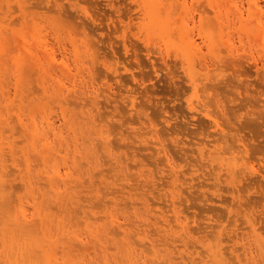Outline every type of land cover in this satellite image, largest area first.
I'll return each mask as SVG.
<instances>
[{"label": "rangeland", "instance_id": "1", "mask_svg": "<svg viewBox=\"0 0 264 264\" xmlns=\"http://www.w3.org/2000/svg\"><path fill=\"white\" fill-rule=\"evenodd\" d=\"M251 1L0 0V264H264Z\"/></svg>", "mask_w": 264, "mask_h": 264}, {"label": "bare ground", "instance_id": "2", "mask_svg": "<svg viewBox=\"0 0 264 264\" xmlns=\"http://www.w3.org/2000/svg\"><path fill=\"white\" fill-rule=\"evenodd\" d=\"M115 1V0H114ZM158 1V0H157ZM253 1V2H252ZM251 2H252V4L249 6L250 8H249V11H251L252 9H254V11L256 12V13H254L253 11V14L254 15H256V16H258L257 15V13L259 12L260 14H261V17H260V19L257 17V19H258V21H257V23H256V21H255V26L257 27V31L259 30V31H261V33L259 32V33H257V35L255 34L254 36H258V37H260V39L262 40H259L260 42L258 43L257 41V39H258V37H257V44H259V45H261V46H263V49L262 48H258L259 50L260 49H262L263 51V56H261V57H264V11L262 10V8H259L260 7V3H259V1L258 0H252ZM56 2V1H55ZM107 2V1H106ZM110 4V3H109ZM135 5V4H134ZM144 5H145V3H144ZM114 6V5H113ZM255 7V8H254ZM143 8H145V6L143 7ZM257 8V9H256ZM133 9H134V7H133ZM185 10H186V12H188L189 14H190V11H189V9L187 8V7H185ZM173 11V10H172ZM201 13V12H200ZM95 14V13H94ZM188 14V15H189ZM205 14V13H204ZM259 14V15H260ZM198 15V14H197ZM203 15V14H202ZM93 16V15H92ZM199 16V15H198ZM256 16H255V19H256ZM131 17V16H130ZM134 17V16H133ZM136 18V17H135ZM175 18V17H174ZM179 18V17H178ZM242 18H243V14L241 13L240 14V16H239V20H242ZM125 19V18H124ZM127 19H129V18H127ZM137 19V18H136ZM126 20V19H125ZM130 20H132V19H130ZM192 20V22H190ZM191 20L190 21H187L185 24H184V30H182V31H184L183 33H185V37H186V41H187V46L186 47H188L189 49H191V50H195V47L196 48H198V44H197V41L195 40V37L193 36L194 35V33L196 34V32L198 31L199 32V35L201 36V29H202V25L204 24L205 25V22L203 23V18L200 16V19H199V21H198V23H199V25L197 24V22H196V19H195V16H193L192 18H191ZM204 20H206V19H204ZM174 21H176V19H174ZM131 23V22H130ZM132 24V23H131ZM130 24V25H131ZM175 24V23H174ZM258 24V25H257ZM170 25V24H169ZM177 25V24H176ZM193 25V26H192ZM204 25H203V27H204ZM115 26V25H114ZM127 26V25H126ZM125 26V27H126ZM133 26V25H132ZM178 27H176V29H177ZM182 28V27H181ZM114 29V28H113ZM126 29V28H125ZM131 29H132V27H131ZM253 29V28H252ZM119 30V29H118ZM132 30H134V29H132ZM131 30V31H132ZM121 31V30H120ZM254 31H256V29L254 30ZM129 32V31H128ZM174 32V31H173ZM246 32V31H245ZM250 32V31H249ZM129 34V33H128ZM174 34V33H173ZM178 34H180V33H178ZM250 34V33H249ZM260 36H259V35ZM262 34V35H261ZM181 36H182V34L180 35V37H178V38H180L181 39ZM249 36V35H248ZM253 35L251 34V37H252ZM262 36V37H261ZM183 37V36H182ZM129 38V37H128ZM127 38V39H128ZM255 38V37H254ZM171 39V38H170ZM250 39H252V38H250ZM154 40H156V38L154 39ZM253 41H254V39H252ZM126 41V40H125ZM184 41H185V39H184ZM254 41V42H255ZM263 42V43H262ZM215 43V42H214ZM261 43V44H260ZM84 44V43H83ZM89 45V44H88ZM258 45V46H259ZM85 46V45H84ZM86 46H87V44H86ZM163 47V46H162ZM216 47V46H215ZM87 48H88V46H87ZM165 48V47H164ZM217 48V47H216ZM228 48H229V46H228ZM90 49V48H89ZM159 49H160V47H159ZM198 49H200V48H198ZM198 49H197V52H199L198 51ZM214 49V48H213ZM157 50V49H156ZM164 50V49H163ZM201 50V49H200ZM216 50L217 49H214V53L216 52ZM248 50H249V48H248ZM92 51V50H91ZM150 51V50H149ZM158 51V50H157ZM162 52V51H161ZM201 52V51H200ZM212 52V51H211ZM252 52V51H251ZM261 52V51H260ZM87 53H89V52H87ZM232 54L234 53L233 52V50H232V52H231ZM90 54V53H89ZM157 54V53H156ZM193 55H194V53H192ZM200 54V53H199ZM87 55V54H86ZM215 55H218V54H215ZM242 55H243V53H242ZM244 55H246L245 53H244ZM248 55V54H247ZM261 55V54H260ZM93 56V55H92ZM159 56H161V53H160V55ZM165 56V55H164ZM190 56H191V54H190ZM231 56V55H230ZM234 56V55H233ZM37 57H39V56H37ZM41 57V56H40ZM39 57V58H40ZM83 57V56H82ZM193 57V56H192ZM195 57V56H194ZM217 57V59L219 58L218 56H216ZM236 57V56H235ZM242 57H244V56H242ZM247 57H249V56H247ZM258 57H259V54H258ZM261 57H259L260 58V60H261ZM52 59V60H56V57L54 56V55H48L47 56V59ZM151 58V57H150ZM160 58V57H159ZM158 58V59H159ZM164 58V57H163ZM164 59H166V58H164ZM196 59V58H195ZM216 59V60H217ZM232 59V58H231ZM244 59V58H243ZM29 60V59H28ZM66 60V59H65ZM191 60H193V59H191ZM200 60V62L202 61V59L200 58L199 59ZM215 60V59H214ZM219 60H220V58H219ZM234 60V59H233ZM254 60V59H253ZM259 60V59H258ZM263 61H264V59H262ZM172 61V60H171ZM180 61V60H179ZM196 61V60H195ZM218 61V60H217ZM237 61V60H236ZM162 62V61H161ZM173 62V61H172ZM199 62V63H200ZM56 63V62H55ZM214 63H216V62H214ZM254 63V62H253ZM175 64H178L177 62H176V60H175ZM198 63H196V65H197ZM203 64H205V63H203ZM258 64V63H257ZM156 65V64H155ZM179 65V64H178ZM200 65H202V64H200ZM255 65H256V61H255ZM198 66V65H197ZM257 66V65H256ZM261 66V65H260ZM174 67H176V66H174ZM200 67V66H199ZM120 68V67H119ZM200 69V68H199ZM204 69V71H206V73L209 71L208 69H209V67H208V65H207V67H204L203 68ZM216 69H218V68H216ZM64 70V69H63ZM120 70V69H119ZM215 70V69H214ZM203 71V72H204ZM216 71V70H215ZM226 71V70H225ZM258 71V70H257ZM209 72H211V70L209 71ZM209 72H208V74H209ZM197 74V73H196ZM195 74V75H196ZM204 74V73H203ZM213 73H211V75H212ZM91 75V74H90ZM198 75V74H197ZM119 76V75H118ZM201 76V75H200ZM206 76V75H205ZM264 77V76H263ZM191 79H192V77H191ZM196 79H198V78H196ZM142 80V79H141ZM186 80V79H185ZM193 81V80H192ZM197 81V80H196ZM196 81H194V83L196 82ZM201 81V80H200ZM110 85V84H109ZM195 85V84H194ZM56 86V85H55ZM112 88V87H111ZM103 91H105V90H103ZM111 91V90H110ZM206 91V90H205ZM106 92H109V91H106ZM204 92V91H203ZM101 93H103L102 91H101ZM110 93V92H109ZM217 95V94H216ZM208 96V95H207ZM204 97V96H203ZM215 97V96H214ZM213 97V98H214ZM205 98V97H204ZM210 99V98H209ZM212 100V99H211ZM219 100V99H218ZM213 101H211V103H212ZM205 104V103H204ZM136 106H137V104H136ZM138 107V106H137ZM196 107V106H195ZM199 107V106H198ZM224 107V106H223ZM140 108V107H139ZM198 109V108H197ZM136 110V109H135ZM134 110V111H135ZM195 110V109H194ZM137 111V110H136ZM200 111V110H199ZM203 112V111H202ZM206 112H207V110H206ZM206 112H205V114H206ZM197 115V114H196ZM200 115V114H199ZM223 116V115H222ZM71 117V116H70ZM207 117L208 118H210L211 120H212V123H213V126H214V129H215V127L218 129V132H220V134H221V131L222 130H220L221 129V127H223V123H222V126L220 127V124L218 123V121L216 120V119H214L213 117H212V113L210 114L209 112H207ZM211 120H209V121H211ZM221 120H222V118H221ZM220 122V121H219ZM207 123V122H206ZM211 123V122H210ZM211 123V124H212ZM228 126H229V124H228ZM32 127V126H31ZM34 129V128H33ZM203 129V128H202ZM213 129V128H212ZM223 129H225V128H223ZM55 130V129H54ZM53 130V131H54ZM208 130V129H207ZM24 131H25V129H24ZM206 131V130H205ZM223 131H225V130H223ZM231 131V130H230ZM138 132V131H137ZM26 133V132H25ZM135 133V132H134ZM143 133V132H142ZM141 133V134H142ZM225 133V132H224ZM133 134V133H132ZM137 134V133H136ZM145 134V133H144ZM148 134V133H147ZM156 134H157V132H156ZM213 134V133H212ZM211 135V134H210ZM226 136H227V133L225 134ZM230 136V135H229ZM220 137H221V139H222V136L220 135ZM228 137V136H227ZM43 138V137H42ZM160 138V137H159ZM226 138V137H225ZM41 139V138H40ZM44 139V138H43ZM232 140V139H231ZM237 140V139H236ZM245 140V139H244ZM244 140H242V141H240V142H243ZM51 141V140H50ZM146 141V140H145ZM193 141V140H192ZM204 141V140H203ZM248 141V140H247ZM247 141H245V143H247ZM164 142V141H163ZM234 142H235V140H234ZM7 143V142H6ZM150 143V142H149ZM159 143V142H158ZM157 143V144H158ZM191 143V142H190ZM221 143V142H220ZM151 144H153V143H151ZM109 145V144H108ZM198 145V144H197ZM201 145V144H200ZM243 146H245V144L243 145ZM151 150L152 149H154L152 146H148ZM146 148V149H149V148ZM167 147V146H166ZM107 149V148H106ZM247 149V148H246ZM6 150V149H5ZM29 150V149H28ZM155 150V149H154ZM163 151V150H162ZM197 152V151H196ZM195 152V153H196ZM8 153V152H7ZM45 153V152H44ZM47 153V152H46ZM155 153V152H154ZM33 154V153H32ZM40 154V153H39ZM38 155V154H37ZM206 155V154H205ZM35 156V155H34ZM41 156V155H40ZM52 156V155H51ZM209 156V155H208ZM47 158V157H46ZM63 158V157H62ZM39 159V158H38ZM116 159V158H115ZM235 159H237V158H235ZM174 160V159H173ZM199 160V159H198ZM227 160V159H226ZM234 160V159H233ZM239 160V159H238ZM164 161V160H163ZM165 161H166V159H165ZM164 161V162H165ZM240 161V160H239ZM253 161V160H252ZM228 162H229V160H228ZM163 163V162H162ZM248 163H250L249 162V160H248ZM247 163V164H248ZM203 164H204V162H203ZM246 164V165H247ZM257 164V163H256ZM172 165V164H171ZM232 165V164H231ZM240 165V164H239ZM245 165V166H246ZM250 165H251V163H250ZM191 166V165H190ZM225 166V165H224ZM248 166V165H247ZM254 165H252V168H254L253 167ZM243 166H241L240 168H242ZM262 167V166H261ZM173 168V167H172ZM260 168V167H259ZM174 169H175V167H174ZM190 169V168H189ZM230 169V168H229ZM229 169L227 168L226 169V171L228 170V173H230V174H232L233 172H234V168H232V171L231 172H229ZM237 168H235V170H236ZM248 169V168H247ZM191 170V169H190ZM223 170V169H222ZM237 170H240V169H237ZM255 170H256V166H255ZM168 171V170H167ZM251 171H254V170H251ZM260 170H258V172H259ZM236 173H238L237 171H235ZM234 172V173H235ZM240 172V171H239ZM264 172V171H263ZM60 173V172H59ZM227 173V174H228ZM244 173V172H243ZM251 173V172H250ZM216 174V173H215ZM225 174V173H224ZM226 174V175H227ZM252 174V173H251ZM255 174V173H254ZM211 175V174H210ZM240 175V173H238V174H235L234 176H236V177H238ZM178 176V175H177ZM182 176V175H181ZM214 176V175H213ZM230 177H231V175H229ZM60 177V176H59ZM198 177V176H197ZM196 177V178H197ZM202 177V176H201ZM208 177H209V175H208ZM215 177H216V175H215ZM224 177H227V176H225L224 175ZM230 177H228L227 179H229ZM241 178H242V173H241V176H240ZM239 177V178H240ZM49 178V177H48ZM63 178V177H62ZM172 178H174V177H172ZM222 178V177H221ZM236 179H237V181H238V178H235L234 180L236 181ZM258 179H259V177H258ZM187 180V179H186ZM206 180V179H205ZM208 180V179H207ZM212 180V179H211ZM241 180V179H240ZM67 181V180H66ZM167 181V180H166ZM171 181V180H170ZM190 181V180H189ZM221 181V180H220ZM226 181V180H225ZM224 181V182H225ZM147 182V181H146ZM195 182V181H194ZM223 182V183H224ZM239 182V181H238ZM148 183V182H147ZM180 183H182V182H180ZM170 184H171V182H170ZM172 186V185H171ZM196 186V185H195ZM211 186H213V185H211ZM213 187H215V186H213ZM124 188V187H123ZM197 188V187H196ZM151 191V190H150ZM153 192V191H152ZM157 192V191H156ZM170 192V191H169ZM113 194V193H112ZM131 196V195H130ZM135 197V196H134ZM171 197V196H170ZM131 198H132V196H131ZM215 199V198H214ZM225 200V199H224ZM71 201H73V200H71ZM226 201V200H225ZM146 202H147V200H146ZM219 202H221V201H219ZM143 203V202H142ZM235 203H237V202H235ZM234 203V204H235ZM116 204V203H115ZM174 204H175V202H174ZM175 206V205H174ZM239 207V206H238ZM240 208H241V206H240ZM240 208H239V210H240ZM139 210V209H138ZM244 211V210H243ZM238 212V211H237ZM119 214V213H118ZM244 214V213H243ZM122 215V214H121ZM164 215V214H163ZM27 216V215H26ZM25 216V217H26ZM174 216V215H173ZM27 218V217H26ZM144 218V217H143ZM169 219V218H168ZM171 219H174V218H171ZM28 221V220H27ZM162 221V220H161ZM169 221V220H168ZM188 221V220H187ZM127 222V221H126ZM185 222V221H184ZM149 223H150V221H149ZM34 224V223H33ZM126 224V223H125ZM188 224V223H187ZM186 224V225H187ZM117 225V224H116ZM180 225V224H179ZM94 226V225H93ZM119 226V225H118ZM252 226V225H251ZM254 226V225H253ZM168 227V226H167ZM255 228V227H254ZM256 229V228H255ZM3 230H5V229H3ZM258 230H259V228H258ZM171 231V230H170ZM169 231V232H170ZM189 232H191V231H189ZM250 232V231H249ZM251 233V232H250ZM240 235V234H239ZM101 236V235H100ZM130 236V235H129ZM170 236V235H169ZM245 236V235H244ZM128 237V236H127ZM260 237V236H259ZM234 239V238H233ZM233 241V240H232ZM247 241V240H246ZM87 245V244H86ZM251 245V244H250ZM82 246V245H81ZM127 246V245H126ZM255 246H256V244H255ZM85 247V246H84ZM122 247V246H121ZM134 247V246H133ZM251 247V246H250ZM118 248H119V246H118ZM256 248V247H255ZM84 250V249H83ZM87 250V249H86ZM246 250V249H245ZM85 251V250H84ZM125 251V250H124ZM252 251V250H251ZM34 252V251H33ZM258 252V251H257ZM217 255V254H216ZM260 255H261V253H260ZM18 256V255H17ZM161 256V255H160ZM219 257V256H218ZM51 260H53V259H51ZM247 260V259H246ZM141 261V260H140ZM155 261H157V260H155ZM151 264V263H150ZM155 264V263H154ZM161 264V263H160ZM174 264V263H173ZM260 264V263H259Z\"/></svg>", "mask_w": 264, "mask_h": 264}]
</instances>
